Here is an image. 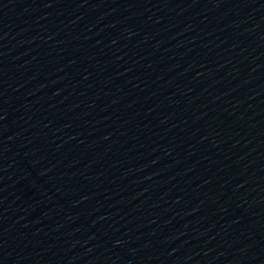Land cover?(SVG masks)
<instances>
[{"label":"water","instance_id":"obj_1","mask_svg":"<svg viewBox=\"0 0 264 264\" xmlns=\"http://www.w3.org/2000/svg\"><path fill=\"white\" fill-rule=\"evenodd\" d=\"M0 264H264V0H0Z\"/></svg>","mask_w":264,"mask_h":264}]
</instances>
